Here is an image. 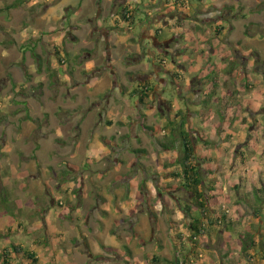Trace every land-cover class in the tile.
I'll use <instances>...</instances> for the list:
<instances>
[{
  "label": "rangeland",
  "instance_id": "1",
  "mask_svg": "<svg viewBox=\"0 0 264 264\" xmlns=\"http://www.w3.org/2000/svg\"><path fill=\"white\" fill-rule=\"evenodd\" d=\"M164 1L154 4L155 19L132 21L133 30L113 25L111 35L103 36L107 32L100 30L96 16L100 11L106 18L112 8L99 10L98 0H24L10 11L7 6L17 0H0V256L17 244L36 251L40 264L53 260L69 264L73 258L78 264H128L123 261L128 253L134 260L130 264H151L148 257L182 264L188 253L193 254V264H205L207 259L222 262L226 251L227 264H259L264 235V116L252 124L248 120L252 116H244L256 108L264 109L253 104L254 98L246 99L249 94L264 98V89L252 82L259 73L248 75L235 64L236 79L242 85L229 90L226 79L217 84L218 77L231 74H219L231 58L224 57L218 66L212 53L222 34L218 24L230 19L218 14L214 19L204 16L205 8L213 12L206 7L211 0H193L197 8L187 14L184 6L189 0H173L175 10L170 11ZM255 17L252 20L264 27V16ZM242 20L233 23L237 41L244 40L248 27ZM149 30L176 51L174 54L182 49L183 35H197L198 43L190 42L192 47L198 44L199 55L192 50L189 56L202 61L198 76H203L205 85L198 87L196 81L195 86H173L167 69L174 63L165 55L158 57L161 69L149 67L156 55L152 39L146 35ZM125 33L130 35L127 46L119 39ZM172 35L176 38L169 40ZM226 39L220 40L221 45L227 44ZM250 47L262 48L254 41ZM33 49L41 59V72ZM227 50L239 60L236 51ZM113 71L123 87L112 86ZM152 71L159 74L155 79L149 77L154 93L145 106L138 105L126 94L139 89L141 77ZM96 75L104 81L93 89L86 87L89 76ZM249 76L251 86L245 84L244 78ZM229 92H233V102L227 101L232 97L228 98ZM138 108L141 117H137ZM196 114L206 118L205 124L212 122L202 137L195 133V125L190 128L202 159L205 197L212 204V219L224 214L228 218L222 226L207 225L205 242L191 251V219L184 210L194 206V196L172 178L176 170L168 166L181 156V148L176 153L164 151L159 141L167 139L146 127L158 131ZM126 116L129 121L125 122ZM166 116L171 119L165 122ZM110 120L115 123L109 127ZM253 125L260 131L257 136H252ZM244 135L251 140L247 142ZM135 150L147 151L146 158H139ZM140 159L143 171L136 163ZM144 171L152 175L151 191L147 192L152 193L148 206L158 209L153 212L155 223L143 214L130 217L122 210L123 206H144L141 193L147 188L143 186L139 193L131 189L135 180L144 179ZM255 210H261V216L255 217ZM193 212L199 213L197 209ZM133 231L140 238L134 240ZM152 235L156 240H151ZM98 237H102V251L105 243L119 244L111 247L121 254H110L108 263L97 262L99 256L93 250H97ZM244 243L248 244L247 254L242 253ZM90 255L95 263H89Z\"/></svg>",
  "mask_w": 264,
  "mask_h": 264
},
{
  "label": "crops",
  "instance_id": "2",
  "mask_svg": "<svg viewBox=\"0 0 264 264\" xmlns=\"http://www.w3.org/2000/svg\"><path fill=\"white\" fill-rule=\"evenodd\" d=\"M229 1H231V2H229ZM247 1L248 0H234V2H233V0H211V3H209V4L207 3L206 7H210V10H212L213 12L210 13L208 11V9H206V8L204 10H202L203 15L204 16L205 15L210 16V19L217 18V17H214V16H217V14L219 16H222L221 19H230V21H228L224 24H222L221 21L218 24L221 26L219 29L222 31V34H220L221 37H218V39L216 41V44H217L216 52H215V50L212 52L215 54V59H216L215 63L218 66H220V64H223L224 57L227 56V57L231 58L229 60V63H227L225 65L223 64L222 69L219 71L220 75L222 73L223 74L231 73V74H229V76H227V77H225V75H222L221 78H219V77L217 78L218 79L217 84H219V85L221 84L220 80L226 79L229 90H231L230 88H235L237 85H242L241 81L239 79H236L235 64L239 65L241 72L246 71V73L248 75L251 72L252 73L256 72L257 74L259 73L258 76H256L254 78V80L252 79L253 80L252 82L256 88H261V89L263 88L264 89V27L260 26L259 23H261V22H259V20L258 21L252 20V18L256 19L255 16H258V17L264 16V0H253L256 3L252 2V0H250V5L246 4ZM162 2H163V0H159V1H156V0L155 1L154 0H98L99 10L102 8L105 9L107 7H110L112 9L110 10V12L108 13L109 15H107L106 18L100 16L101 15L100 11H98L99 14L96 16V19H98L97 23L101 27L100 30H104L107 32V34H105V36L111 35V32H109V31L113 27V25L121 26V29H123V30H125V29L133 30L134 26L133 25L130 26V24H132V21H135L137 19H155L157 16L155 14L156 9H153L155 7L154 4L157 5L158 3L160 4ZM164 2H166L167 7H169V9L167 11L175 10L174 6H173V4H175V3L173 0H167ZM193 2H194L193 0H189L188 5L184 6L185 7L184 10H186V11H184L185 14H187L186 13L187 11L194 12V8H197L196 3L194 2V4H193ZM217 8H219L220 10H217ZM113 9H114V11H112ZM198 12H201V11L198 10ZM208 13H210V14H208ZM124 15H126V17H125L126 19H131V21L126 22ZM102 19H105V20H102ZM106 19H108V20L106 21ZM185 19H189V16H186ZM237 19H243L242 21L248 25V27L244 29V31L246 30L245 35H244V40H241V41H237V39L234 37V36H236L234 34L237 30V27L235 25H233V23H236ZM109 20H111L112 22L109 23ZM188 22H190V21H188ZM106 25H108V26H106ZM225 26H227V27H225ZM250 30H252V32ZM146 35H147L148 39H152V43H153V40H155V43L158 42L157 43L158 46H160L162 44H166L165 42H162L160 39H158V38L156 39L153 31H151V30H149L146 33ZM172 38L174 40V38H176V37L173 35L168 36L169 40ZM181 38H182V42H180L179 45H181L182 49H180V52H178L179 50L177 51L178 52V54L176 53L177 55L174 54L176 51H174V53H173V49L169 48L170 49L169 53L173 54L172 57L174 58V60L177 59L176 60L177 63L175 62L176 64H173L170 69L169 68L167 69V73H168L167 75L169 76L170 82L174 83L173 86H176L180 89L183 87L182 84L185 87H189V86H192L193 83H195L196 81L198 83V84H196V86H198V87L201 85L203 86V85H205V81L202 78L203 76L200 77V79L198 76V74L201 73V71H199V68L201 67L202 61L199 62V59H197V60L194 59L195 60L194 61L192 59V57L189 56V54L190 55L193 54L192 50H194L195 56L199 55L198 52L200 49H199L198 44L196 47H192L193 44H191L192 39L195 40L192 43H195V45H196V43H198L197 35H195L193 32H189L188 34H185V36L183 35ZM222 38H227L226 39L227 44L221 45L220 40ZM119 39H120L121 44L123 46H127V43L130 39V35L125 33L124 36L119 37ZM190 40H191V42H190ZM252 41L258 42L262 46V48H260V49L259 48L258 49L251 48L250 44ZM189 42H190V44H189ZM155 43H153V44H155ZM219 45H221V47H219ZM186 48L189 49L190 52L186 53V51H185ZM227 48H231V50L236 51L239 60H234L233 54H231L230 50H227V52H226ZM218 52H220V53H218ZM92 66L94 68L95 65L93 64ZM257 69H259V72L257 71ZM115 73H116V71L112 72V75H114L116 78L114 80L111 79L112 80L111 82H112V86L114 88L116 87V89H117V87H123L124 83L122 80L120 81V78H118V75H116ZM191 77H192V79H191ZM104 79L105 78H101L98 75H96L94 77L89 76L88 81L84 85L86 87L93 89L94 87L101 84L104 81ZM244 79L246 80L245 84H248L250 81V76H249V79L248 78H244ZM163 82H166V81H163ZM245 84H243V85H245ZM193 86H195V85H193ZM120 92L124 93L123 89L120 90ZM132 92H133V90L129 91L128 94H126V95L131 96ZM233 92H231V93L229 92L230 94L228 95V98H229V96L230 97L232 96V97H231V100L229 98V99H227V101L233 102L232 101L234 98V96L232 94ZM257 97L259 98V100H257ZM252 98L255 99L253 101V104L257 103L256 106L259 105L262 109L264 108V107H262V106H264V98L261 97L260 94L257 96H254V97H252L251 94H249L246 97L247 100H252ZM163 100H164V98H163ZM120 105H121V103H120ZM125 107H127V106H125ZM140 112L141 111L138 108L137 109V113H138L137 117L138 116L141 117ZM249 115L252 116V117L248 118L250 124H252L254 121H260V119L263 118V116H264V109L258 111L256 108L254 112L244 114V116H247V117ZM216 116H218V114H216ZM170 119L171 118H169L167 116L164 117L165 122L169 121ZM205 119L206 118H203V116H198L197 114H196V116H192V117L189 116L187 118V122H188V125L186 126L187 132H189L191 134L192 131L190 130V128H192V126L195 125V129H196L195 133H197L199 136L202 137L204 135V133L208 134L207 129H209V126H210L209 124L210 123L212 124V122H206V124H205L204 123ZM110 121L114 122L112 120H110ZM123 121H125V122L129 121L128 116L123 118ZM139 122H140V120L137 121V123H139ZM220 124H221V122H218V127L215 128V126H214V129H216V131L219 129ZM79 126H80V123H79ZM142 129L144 131V129H146V128L143 126ZM250 129H251V131L255 130L253 132L252 136H257V134L260 133V131L258 132L256 130L255 125H253ZM169 133L170 132H169L168 128H164V129H159L158 133H156V134L158 136L163 134L164 139H165V137ZM213 133L216 134V132H213ZM229 133L232 134V131L229 130ZM216 136H217V134H216ZM247 136L248 135H246L244 138H246ZM246 140H247V142H249L251 139H250V137H247ZM138 141H140V140H138ZM139 158H141V159L146 158V155L141 154V155H139ZM141 159L137 160L136 163H137L138 168H141L143 171V167L141 165V163L143 161ZM139 172L141 173V171H139ZM143 175H144V179L142 178L139 182H137L138 184L136 183V180H135V182L132 183L134 185L131 187V189L132 190L136 189L139 193L140 189H143L142 188L143 186H145L147 188V190H145L143 194L140 192L141 195L144 197V200L146 199L144 206L141 207V206H139V205H141V203H138L139 207H137V209H135L136 207H132L131 209H129V208L126 209V207L123 206L122 210L125 211V215L130 216V217L133 216L134 214H137V213L143 214V216L148 217L149 220L152 221V223H155V219L153 218V212H154V210L157 211L158 209H155V208L153 209L152 207L148 206V204L150 202V196L152 193L147 192V191H149V192L151 191L150 187L152 186V175L150 174V171L149 172L144 171ZM98 213H99V210H98ZM129 222H132L133 226L136 227V222L133 219H130ZM262 225H263V227H262ZM261 228H264V221L261 222ZM133 238H135L134 240H136V238H140L139 234H137L136 231H133ZM153 239L156 240L155 235L151 236L152 241H153ZM100 240H102V237H98V239L96 238L97 250L95 249L96 251L93 250V252L96 254V256H99V259H97V262L100 261L103 263H108L109 260H111L110 258H112V257L110 254H107V252L101 250ZM134 242H136V241H134ZM143 242H144V240H143ZM102 246H106V247L112 246V247L117 248V246H119V244L116 246L115 244L105 243ZM259 247H260V250L258 251V253H259V257H258L259 264H264V235L263 234L261 235ZM33 253H36V255H37L36 251L35 252L33 251ZM53 256H52V258H54ZM192 256H193V254H192ZM228 256H229V253L226 251V252H224V256L221 257V259L223 258L222 262L221 261L213 262L212 259H207L203 262L205 264H227L228 260H229ZM37 258L39 259V261L41 263L42 261H41L39 255H37ZM89 258L91 261L89 263H95V261H92L91 255L89 256ZM131 259H132V256L128 253L127 258L125 259L126 261L125 260H123V261L131 263L134 261V260L132 261ZM190 261L192 262V264L194 263L193 257H191L190 260L182 259V264H191ZM51 263L55 264L56 262L53 260ZM62 263L63 262H61V263L57 262L56 264H62ZM64 263H66V262H64ZM147 263H149V257L147 259ZM176 263H178V262H176ZM69 264H78L77 259L76 258L71 259V262ZM162 264H164V263H162Z\"/></svg>",
  "mask_w": 264,
  "mask_h": 264
},
{
  "label": "trees",
  "instance_id": "3",
  "mask_svg": "<svg viewBox=\"0 0 264 264\" xmlns=\"http://www.w3.org/2000/svg\"><path fill=\"white\" fill-rule=\"evenodd\" d=\"M24 0H17L16 4L7 6L6 10L10 11L16 9L23 4ZM126 15H124V18ZM126 22H130L131 19H126ZM34 58L38 61L40 65V57L35 53V50H32ZM42 71L41 65L39 66V72ZM251 82L247 84L250 85ZM139 89H135L131 97L137 101L138 105L145 106L147 101L150 99L151 94L154 93V85L150 82L145 84L139 83ZM28 107V106H26ZM181 114V113H180ZM28 119L33 121L29 116ZM107 125L113 126V122H108ZM121 125L120 123L118 124ZM188 125L187 119L182 117V122L179 125H168L169 134L165 137L167 142L159 141L160 147L167 152H175L181 148V156L178 157V160L172 161L169 167L175 168L176 171L172 173V178L180 181L181 186L190 194L194 196L193 204L194 209L198 210V214L193 212V207L187 206L185 208V214L189 216L191 222L189 224V231L191 236L189 238L190 242L194 244L191 251L197 249L202 242H205L208 235L207 225H221L226 224L228 216L226 214L222 217L212 219V204L207 201L204 193V176L202 172V163L201 158L198 157L197 146L192 142L191 134L187 132L186 126ZM122 126V125H121ZM147 130L151 132L158 133L155 129L146 127ZM106 141V139H104ZM134 154L138 156L141 154L146 155L147 151L145 150H135ZM206 161V159L204 160ZM217 187V186H216ZM144 188V187H142ZM213 191V189H211ZM214 198V196L212 195ZM261 210H255L254 216H261ZM102 249L109 254H121L120 250L103 246ZM248 244L244 243L242 247V253L247 254ZM129 252V251H128ZM186 260H190L191 254L185 255ZM18 260L23 264H40L39 259L37 258L36 253H33L31 250H26L23 246L17 244H11L10 249H6L3 254L0 256V263L2 264H11L12 259ZM178 262V263H176ZM170 262L168 260H162L159 257L149 258V263L151 264H180V261ZM191 262V261H190ZM128 264H130L128 262Z\"/></svg>",
  "mask_w": 264,
  "mask_h": 264
},
{
  "label": "flooded vegetation",
  "instance_id": "4",
  "mask_svg": "<svg viewBox=\"0 0 264 264\" xmlns=\"http://www.w3.org/2000/svg\"><path fill=\"white\" fill-rule=\"evenodd\" d=\"M103 36H105V34L103 35ZM157 39V38H156ZM153 43H155V40H153ZM152 43V47H154L155 48V51H156V55H158L157 57H156V55H152V57H151V63H150V65H149V67H152V69L154 70V68L156 69V70H159V69H161V66L157 63L158 62V57H160V56H167V57H169L170 58V56H173V54L172 53H169V47L167 46V44H162V45H160V46H158L157 45V43H155V44H153ZM170 55V56H169ZM149 58H150V56H149ZM158 66V67H157ZM157 73V71H152V74H150V75H146V76H144V77H141V79H140V81H139V83H141V84H145L146 82H149V77H152V79H153V77H154V79H155V74ZM157 75H159L158 73H157ZM160 99V98H159ZM160 106L161 105H163V103L160 101L159 103H158ZM166 105V104H165ZM160 111H162V112H164V110L162 109V110H160Z\"/></svg>",
  "mask_w": 264,
  "mask_h": 264
},
{
  "label": "clouds",
  "instance_id": "5",
  "mask_svg": "<svg viewBox=\"0 0 264 264\" xmlns=\"http://www.w3.org/2000/svg\"><path fill=\"white\" fill-rule=\"evenodd\" d=\"M156 37V36H155ZM157 38V37H156ZM170 59L173 61V63L175 64L174 58L171 56ZM165 63V62H164Z\"/></svg>",
  "mask_w": 264,
  "mask_h": 264
}]
</instances>
